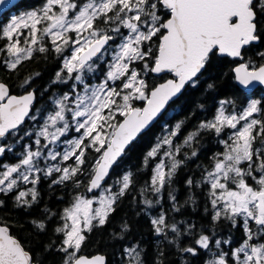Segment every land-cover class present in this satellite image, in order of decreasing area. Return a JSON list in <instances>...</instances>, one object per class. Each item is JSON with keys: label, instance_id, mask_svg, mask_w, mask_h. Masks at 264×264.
Returning <instances> with one entry per match:
<instances>
[{"label": "trees", "instance_id": "trees-1", "mask_svg": "<svg viewBox=\"0 0 264 264\" xmlns=\"http://www.w3.org/2000/svg\"><path fill=\"white\" fill-rule=\"evenodd\" d=\"M47 1L24 0L18 6L28 11L39 9ZM253 8L260 42L246 47L242 55L248 67H259L264 64V0H256ZM8 19V15L0 19V82L14 94L34 90L37 102L33 113L49 110L53 107L51 99L67 91L66 77L60 73L62 54L53 42L44 40L16 66L9 65ZM156 37V47L144 61L147 67H153L157 60L160 41ZM238 63L213 52L196 82L128 149L106 183L115 195L112 208L103 223H94L85 231L78 254L101 253L107 264H210L212 259L215 264L212 248H204L208 241L216 251H227V259L233 261L231 250L246 240L248 222L241 213L220 210L214 200V182L206 173L222 147L214 128L204 126L222 102L235 109L244 105V92L234 74ZM171 76H154L149 71L148 91ZM137 104L143 106L144 102ZM169 111L174 113L171 121L167 119ZM122 119L118 116L117 125ZM31 122L2 141L8 147L0 155V171L5 163L21 161L28 145L35 143L31 134H24ZM172 125L178 133L171 141ZM105 147L87 137L79 156L67 161L70 172L66 176L59 170L40 171L27 184L19 181L8 190L0 189V223L10 228L37 264L69 263L66 211L80 196H90L89 181ZM159 163L163 176L156 169ZM221 180L229 189L236 186V176Z\"/></svg>", "mask_w": 264, "mask_h": 264}, {"label": "rangeland", "instance_id": "rangeland-1", "mask_svg": "<svg viewBox=\"0 0 264 264\" xmlns=\"http://www.w3.org/2000/svg\"><path fill=\"white\" fill-rule=\"evenodd\" d=\"M159 2L161 0H48L39 9L21 10L8 19L6 45L11 66H16L41 47L44 40L54 42L63 31H78L85 26L87 31L91 28V32L82 37L80 31L77 39L72 40V49L63 57L60 72L66 77L67 91L51 99V109L32 114V125L24 134H31L35 143L28 145L21 161L2 165L0 189L8 190L19 185V181L27 184L40 171L59 170L66 176L70 172L67 161L79 156L85 138L90 137L100 146L109 144L118 116L124 117L133 107H142L137 103H143L149 97L148 75L152 69L144 61L150 49L156 47L153 38L158 35L160 41L164 29V21L155 10L162 5ZM71 13L74 16H70ZM82 16L87 17L86 21L82 22ZM99 16L103 17V31L117 41L96 61L80 68L81 53L88 47L90 38L100 34L99 28L92 26ZM226 106L225 102L221 103L212 123L219 133L226 131V126L232 129L230 141L226 140L224 144L226 151L215 164L213 172L217 176L210 178L214 182V200L226 213L234 210L248 218L256 211L264 217V212L258 208V195L264 192V174L248 181L246 168L242 166L245 163L248 167L247 127L243 123L239 127V117L244 119L246 109L229 115L230 109H224ZM224 120L228 121L227 125ZM175 129L172 125L170 131ZM7 147L0 141V155ZM158 168L159 176H163L162 164L159 163ZM229 174L236 176V186H230V189L221 180ZM114 200L111 186L106 185L97 194L80 196L66 211L69 221L65 227V245L70 249V261L78 255L85 231L94 223L104 222ZM258 249L248 243L233 247L232 262L264 264V246L262 250ZM227 253L225 250L217 252L215 264H231Z\"/></svg>", "mask_w": 264, "mask_h": 264}, {"label": "water", "instance_id": "water-1", "mask_svg": "<svg viewBox=\"0 0 264 264\" xmlns=\"http://www.w3.org/2000/svg\"><path fill=\"white\" fill-rule=\"evenodd\" d=\"M24 0H0V19ZM256 0H161L171 11L164 22L154 76L171 74L149 91L142 107H133L119 122L106 145L93 176L88 193H98L108 182L115 166L141 135L149 131L168 112L186 89L203 73L206 60L215 51L221 57L239 60L234 68L236 84L244 93L264 89V64L250 69L244 62L243 50L259 44ZM108 45L105 36L93 42L80 55V68L95 59ZM37 95L34 90L11 93L0 82V140L18 130L30 119ZM264 211L263 195L258 197ZM0 264H37L10 228L0 223ZM71 264H107L105 255L78 254Z\"/></svg>", "mask_w": 264, "mask_h": 264}, {"label": "flooded vegetation", "instance_id": "flooded-vegetation-1", "mask_svg": "<svg viewBox=\"0 0 264 264\" xmlns=\"http://www.w3.org/2000/svg\"><path fill=\"white\" fill-rule=\"evenodd\" d=\"M35 10V9H32ZM158 14L162 17L163 21L165 22L171 15V11L167 10L166 8H162L161 6H158L156 8ZM19 6L15 7L13 10H11L7 15L8 18H11L14 14L20 12ZM70 16H74L73 13L69 14ZM87 17L82 16V22L86 21ZM89 20V19H88ZM257 20V18H256ZM93 27H98L100 30V34L97 36H94L93 38H90V42L88 44V47L96 40L102 38V37H107L108 38V45L107 47L103 50V52L96 57L93 61H96L103 53L106 52L107 48L111 47L117 40L112 38V35L108 34L107 32L103 31V17L99 16L96 17V19L93 21ZM83 32L82 37H84L86 34H90L88 31L91 32V28L86 30V27L84 26L81 30L79 29L76 31L75 29H69V31H63L62 35L59 36L54 42L53 45L54 47L58 50H60V53L62 54V57H65L67 54L70 53L72 46H73V41L77 39V34H81ZM257 35V33H256ZM63 51V53L61 52ZM92 61V62H93ZM246 64V62H245ZM247 65V64H246ZM248 66V65H247ZM260 67V66H259ZM250 69H256L258 66H253L249 67ZM244 105L241 107H238L235 109L234 106H229V107H224V109L228 108L230 109L227 111L229 115L237 114L241 109H246V114L244 119L239 117L240 122H239V127L244 124L245 127H247V164L248 167L245 163L242 164V166L246 168L245 175L248 178L256 180V177H259L261 174H264V89L259 88L255 90L252 93H244ZM220 109V108H219ZM173 111H169L167 119L169 121L172 120L173 118ZM215 116V115H214ZM213 116L212 120H209L207 122L206 126H204L206 129L209 127L214 128V132L216 136H219L218 140L220 142V146L222 149L215 155V160L213 161V166L208 169L206 176L209 178H214L217 176L216 172H213L215 169V164L218 162V158H222L223 153L226 151L225 148V142L226 140L230 141V135L229 133L231 132V128L226 126V131L223 133H219L217 131V128L212 125L213 120L215 117ZM226 125L228 124V121L224 120ZM172 127V126H171ZM210 129V128H209ZM178 131L175 129V131H171V137L170 140H173V136H176ZM170 151V155H171ZM170 173H173V165L170 164ZM225 177H232L230 174L223 176L222 178ZM263 195V201H264V192H260L259 195ZM258 195V197H259ZM259 208V205H258ZM260 211V208H259ZM261 213L264 211H260ZM245 217V216H244ZM248 222V227H247V238L246 240L243 241V243H248L249 245L253 244L256 248H259L258 250H262L264 246V217L259 216V214L255 211L254 213H251L250 217L246 218ZM246 230V229H245ZM206 245L202 244L201 246L203 247L206 246V248L209 250L212 248V253L214 256L217 255V252L215 250V247L210 246V243L206 241Z\"/></svg>", "mask_w": 264, "mask_h": 264}, {"label": "bare ground", "instance_id": "bare-ground-1", "mask_svg": "<svg viewBox=\"0 0 264 264\" xmlns=\"http://www.w3.org/2000/svg\"><path fill=\"white\" fill-rule=\"evenodd\" d=\"M37 95V94H36Z\"/></svg>", "mask_w": 264, "mask_h": 264}]
</instances>
